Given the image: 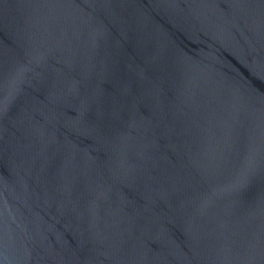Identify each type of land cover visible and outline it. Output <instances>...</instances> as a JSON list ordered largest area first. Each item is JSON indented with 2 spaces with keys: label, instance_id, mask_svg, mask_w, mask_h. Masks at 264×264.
<instances>
[{
  "label": "water",
  "instance_id": "water-1",
  "mask_svg": "<svg viewBox=\"0 0 264 264\" xmlns=\"http://www.w3.org/2000/svg\"><path fill=\"white\" fill-rule=\"evenodd\" d=\"M0 264H264V0H0Z\"/></svg>",
  "mask_w": 264,
  "mask_h": 264
}]
</instances>
